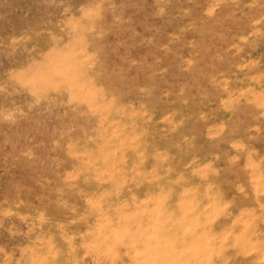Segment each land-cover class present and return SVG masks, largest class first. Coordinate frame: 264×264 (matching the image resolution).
I'll return each instance as SVG.
<instances>
[{
	"label": "rangeland",
	"instance_id": "374dc122",
	"mask_svg": "<svg viewBox=\"0 0 264 264\" xmlns=\"http://www.w3.org/2000/svg\"><path fill=\"white\" fill-rule=\"evenodd\" d=\"M0 264H264V0H0Z\"/></svg>",
	"mask_w": 264,
	"mask_h": 264
}]
</instances>
